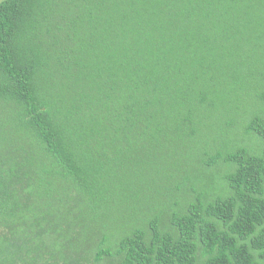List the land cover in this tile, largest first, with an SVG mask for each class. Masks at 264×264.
<instances>
[{"label":"trees","instance_id":"obj_1","mask_svg":"<svg viewBox=\"0 0 264 264\" xmlns=\"http://www.w3.org/2000/svg\"><path fill=\"white\" fill-rule=\"evenodd\" d=\"M0 264H264V0L1 2Z\"/></svg>","mask_w":264,"mask_h":264},{"label":"rangeland","instance_id":"obj_2","mask_svg":"<svg viewBox=\"0 0 264 264\" xmlns=\"http://www.w3.org/2000/svg\"><path fill=\"white\" fill-rule=\"evenodd\" d=\"M4 0H0V3L3 2Z\"/></svg>","mask_w":264,"mask_h":264}]
</instances>
